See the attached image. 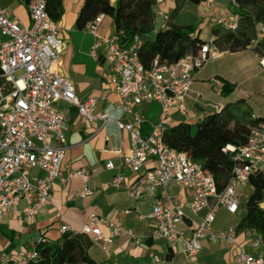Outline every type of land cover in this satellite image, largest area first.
<instances>
[{
  "label": "built area",
  "instance_id": "1",
  "mask_svg": "<svg viewBox=\"0 0 264 264\" xmlns=\"http://www.w3.org/2000/svg\"><path fill=\"white\" fill-rule=\"evenodd\" d=\"M20 1L26 3L31 21L29 28L23 27L16 18H9L0 6V214L24 199L23 214L32 216L51 203L53 183L61 176L64 114L60 103L75 107L83 123L97 120L105 123L112 117L105 110L95 111L99 100L109 102L107 95L79 99L72 82L54 69L62 52L61 25L48 14L47 0ZM229 1L231 11L226 17L214 11L209 15L215 25L235 30L241 14L237 2ZM162 2L155 0V6ZM203 3L210 8V0ZM154 15L163 22L169 18V13L160 8L154 10ZM104 18V14L99 13L83 29L94 37L91 55L102 58L107 65L109 83L118 97L113 104L119 112L115 121L127 132L130 144L129 154L120 153L118 165L107 161L105 169L122 167L134 175L126 186V193L137 202L148 203L147 217L154 221L150 233L152 239L163 241L169 249L180 243L189 259L200 252L203 239L214 243L226 241L236 252V264H264V239L255 229L238 231V222L221 231L212 228L218 209L223 208L234 215L242 212L252 190L251 178L260 176L264 181V120L250 129L243 146L237 148L227 144L222 149L231 156L234 165L221 190L199 161L164 141L174 114L186 122L192 120L186 99L198 102L201 97L200 94H190L193 74L208 59L226 51L220 52L206 42L199 45L196 52H188L174 62L154 58L148 67H144L139 59L141 38L134 35L125 43L119 33L101 35L99 29ZM263 35L264 21L256 22L249 47L254 48ZM17 70H22L18 77L14 74ZM211 81L213 87L221 90L222 82ZM5 85L8 86L6 92ZM153 103L158 105V112L151 121L146 113ZM144 105L148 107L144 109ZM206 107H210L209 112L222 109V105L216 103H209ZM124 116L128 119L121 122L120 117ZM250 118L254 120L258 116L251 114ZM145 125L149 126L146 134ZM31 170L42 174H31ZM69 175L85 180L81 197L91 192L87 185L91 175L85 167L74 169ZM123 178L116 172L111 185L118 187ZM173 188L176 192L172 191ZM258 208L264 212V197ZM56 216L61 217V214L58 212ZM104 228L110 230L109 235L103 232ZM59 231L64 233L69 227L62 225ZM80 232L107 243L120 235L128 237L135 246L143 243L140 236L121 229L94 212L88 215ZM43 241L45 239L39 236L18 253L20 264L37 261V247ZM245 247L253 252H247ZM152 260L155 264L166 261L158 254H153ZM0 264H7L1 256Z\"/></svg>",
  "mask_w": 264,
  "mask_h": 264
},
{
  "label": "crops",
  "instance_id": "2",
  "mask_svg": "<svg viewBox=\"0 0 264 264\" xmlns=\"http://www.w3.org/2000/svg\"><path fill=\"white\" fill-rule=\"evenodd\" d=\"M114 1L111 0L112 3ZM210 1V8H206L204 3H200L198 5L201 8L191 12V16H194L195 20H204L210 25L208 38L199 34L200 38L208 42L213 38L210 32L214 21L210 19V12L214 11L222 17H226L231 11L229 0ZM186 4L187 2L180 4L176 14H180ZM81 5L82 0H62V12L58 19L61 25L59 39L62 44V52L54 69L72 82L79 99L100 98L107 95L109 102L99 100L95 111L105 110L111 115L112 119L105 123L99 120L89 124L83 123L76 111H71L66 103H60L64 114V152L60 165L61 176L53 183L51 203L32 216L23 214V209L26 206L24 199H21L15 207L0 214V256L7 264H20L21 259L18 253L27 249L39 236L43 235L46 240L57 238L61 234L59 229L62 225H67L71 232H80L81 225L87 220L88 215L93 212L121 229L135 233L143 239L141 246H135L133 241L125 235L113 237L110 243L99 240L94 236H88L91 246L87 253L96 262H102L103 264H155L152 256H150L151 254H157L153 252V249L159 247L160 251L163 250L162 252L169 249L168 246L163 245V241L154 240L150 237V233L154 228V221L147 217L150 209L148 203L145 201L137 202L128 197L126 193V186L134 178V175L122 167L115 170L105 169L107 161H112L115 165H118L120 153L129 154L130 144L127 132L115 121L116 117H119V112L113 108V104L117 102L118 97L109 83L106 63L104 61L102 63V58L96 59L90 53L94 37L84 29H78L75 26ZM0 6L6 10L9 18H16L23 27H30L31 21L26 3L20 0H10L3 3V0H0ZM175 6L176 0H163L161 4L154 6V10L160 8L171 15ZM106 18H104L99 29L102 35L114 33L111 19L109 18L107 23ZM172 22L177 24L175 18L172 19ZM163 25L162 19L155 17V30ZM111 27L112 31L110 32ZM98 54L101 53L98 52ZM259 61L264 69L262 60L259 59ZM241 99L245 100L252 114H255L253 109H256L258 112V114H255L256 116H264V97L253 101L245 98ZM193 102L190 98L186 99L187 107L192 106ZM223 104L221 103V105ZM147 107L148 105L143 106L144 109ZM207 113L202 114V117ZM127 119V116L120 117L121 122H125ZM173 119H175L174 115L170 125L178 122ZM80 167H85L91 175L87 181L91 192L83 197H81V190L84 187L85 180L82 177L69 175L71 171ZM116 172L124 176L118 187L111 185V179ZM30 173L42 174L38 170H31ZM172 191L176 192V189L173 188ZM180 197L182 198V196ZM222 210L225 214H229L225 209ZM58 212L61 217L56 216ZM229 215L233 216L234 214ZM140 216H143V218H140ZM226 228L228 226L221 228L219 226L213 228V230L221 231ZM103 232L106 235L110 234L108 228H104ZM31 233H37L36 238H32ZM241 238V236L238 237L239 240ZM156 242L160 245H156ZM94 248L100 252L99 258H94L92 254L93 251H96ZM170 250L172 257L165 258L164 264L207 263L215 257L216 259L223 258V261L233 260V264H236V256H233L235 250L226 241L214 243L203 239L200 252L190 259L185 256L180 243L173 245ZM178 254L184 257L186 263L177 260ZM163 257H165V253ZM192 259L193 261H190Z\"/></svg>",
  "mask_w": 264,
  "mask_h": 264
},
{
  "label": "trees",
  "instance_id": "3",
  "mask_svg": "<svg viewBox=\"0 0 264 264\" xmlns=\"http://www.w3.org/2000/svg\"><path fill=\"white\" fill-rule=\"evenodd\" d=\"M239 6L241 20L235 30L213 26L211 45L218 51L236 52L249 48L254 38V24L264 21V0H235ZM203 3L204 0H176V6L163 26L154 27L155 0H82L75 26L83 29L85 24L99 13L112 21L114 34L122 36L123 42H129L134 35L141 38L139 59L148 67L154 58L162 62H174L188 52H196L199 45L208 41L199 37L200 28L190 24L172 22L180 4ZM47 12L58 20L62 12V0H47ZM222 28V29H221ZM256 56L264 59V35L254 48ZM2 80L0 79V84ZM230 84L223 83L220 92L228 94ZM71 111L76 108L69 106ZM148 113H153L152 106ZM251 111L244 99L226 102L219 112H209L195 123L184 120L167 127L164 141L172 148L185 153L191 159L199 161L206 173L211 174L221 190L232 174L234 161L223 152L227 144L241 147L245 144L249 131L264 120L250 118ZM150 118L149 120H153ZM149 126L145 125L144 133ZM252 190L245 200V215L237 223L238 231L253 228L264 239V212L258 208L264 197V181L260 176L250 179ZM38 245L39 259L28 264H103L96 262L87 253L91 241L81 232L66 231L53 240H46ZM172 257L171 250L165 252V258Z\"/></svg>",
  "mask_w": 264,
  "mask_h": 264
},
{
  "label": "rangeland",
  "instance_id": "4",
  "mask_svg": "<svg viewBox=\"0 0 264 264\" xmlns=\"http://www.w3.org/2000/svg\"><path fill=\"white\" fill-rule=\"evenodd\" d=\"M10 0H3V3H6ZM200 5L192 4L187 2L184 6L183 11L180 14H175V22L177 24L183 25L190 23L194 27L200 28V34L202 37L208 38L210 25H208L204 20H195L194 16H191V12H195L196 9H200ZM199 15V14H198ZM209 19V17H208ZM109 18H106V22L108 23ZM214 26V23H213ZM109 28V27H108ZM222 29V28H221ZM112 31V27L109 29ZM109 32V33H110ZM100 33V30H99ZM101 34V33H100ZM102 35V34H101ZM221 52V51H220ZM107 66V65H106ZM196 73V74H195ZM193 74L194 82L190 88V94H200L198 102H193L192 106L188 108L190 110L188 123H195L196 120H200L202 118V114L209 112L210 107H206L209 103H226L228 101H236L241 98L257 100L261 97H264V69L262 68L261 62L259 58L255 55L253 50L249 47L244 50L236 51V52H223L215 58L208 59L199 71ZM15 76L18 77L22 74V70L15 71ZM212 79H215L222 83L230 84L231 90L228 94H223L220 90L216 89L212 85ZM2 86V83H1ZM5 92L8 89V86H3ZM153 113H148L147 116L149 118H155L158 112V105L156 103L152 104ZM202 108V110H200ZM253 113L258 114L256 109H253ZM174 121H179L184 119L183 117H179L174 114ZM154 120V119H153ZM250 194V192H249ZM244 202V200H243ZM245 205V204H244ZM243 205L242 212L238 215H229L223 212V208H220L216 212V220L213 224V228L227 227L233 223L239 222L245 215V206ZM37 233H31L32 238H36ZM156 245H160L156 242ZM164 246H166L163 243ZM162 246V245H161ZM96 249V248H94ZM93 249V250H94ZM247 252H253V250L249 247H245ZM163 251V250H162ZM159 250V247L153 249V252L157 253L160 257L164 256L165 252ZM94 252V253H93ZM92 254L94 258H99L100 252L93 251ZM152 256V254L150 255ZM233 256H236V252H233ZM177 260H180L186 263V260L182 255H177ZM224 259H216L209 260L207 263L198 262V264H233L232 261H223ZM190 261H193L190 260Z\"/></svg>",
  "mask_w": 264,
  "mask_h": 264
},
{
  "label": "bare ground",
  "instance_id": "5",
  "mask_svg": "<svg viewBox=\"0 0 264 264\" xmlns=\"http://www.w3.org/2000/svg\"><path fill=\"white\" fill-rule=\"evenodd\" d=\"M262 60V62H263V64H264V59H261Z\"/></svg>",
  "mask_w": 264,
  "mask_h": 264
},
{
  "label": "water",
  "instance_id": "6",
  "mask_svg": "<svg viewBox=\"0 0 264 264\" xmlns=\"http://www.w3.org/2000/svg\"><path fill=\"white\" fill-rule=\"evenodd\" d=\"M103 61H104V60L102 59L101 62L103 63Z\"/></svg>",
  "mask_w": 264,
  "mask_h": 264
}]
</instances>
